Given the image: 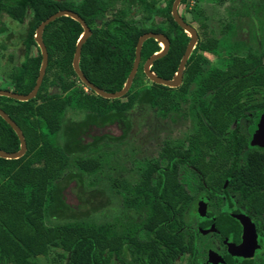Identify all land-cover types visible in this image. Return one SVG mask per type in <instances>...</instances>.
Masks as SVG:
<instances>
[{
	"label": "trees",
	"instance_id": "16d2710c",
	"mask_svg": "<svg viewBox=\"0 0 264 264\" xmlns=\"http://www.w3.org/2000/svg\"><path fill=\"white\" fill-rule=\"evenodd\" d=\"M228 1L232 18L219 37L208 29L206 17L201 23L178 87L153 83L143 72L145 61L161 49L147 39L129 90L120 98L98 96L74 72L75 46L83 33L77 21L63 16L45 26L48 64L36 96L25 102L0 96V109L26 144L20 158H0V264H175L186 255L188 264H195L191 259L200 233L186 214L197 192L183 184L182 168L200 172L198 179L205 172H222L217 179L228 201L235 194L256 214L264 213V152L249 143V131L264 112V0ZM173 2L0 0V16L24 24L22 42L28 44L24 61L11 74L12 92L26 95L35 86L42 61L36 29L61 10L76 13L91 30L79 69L95 87L106 93L122 90L137 41L146 33L169 40L168 52L150 70L173 79L190 41L171 15ZM183 4L188 9V0ZM242 21L255 49L243 35ZM31 46L35 52L28 54ZM218 58L221 67L215 65ZM71 111L80 117L68 118ZM185 118L192 125L185 142L158 139L166 119L176 123ZM113 125L118 136L100 133ZM145 126V140L139 142L137 133ZM169 131L167 126L164 132ZM146 143L158 150L156 156L140 158L136 171L128 169ZM19 149L16 133L0 116V150ZM72 182L79 192L74 208L64 197ZM205 194L214 207L207 215L215 219L197 215L199 227L214 224L222 231L229 215L213 204L216 192ZM102 195L106 203L92 208L89 200ZM87 205L91 208L84 210Z\"/></svg>",
	"mask_w": 264,
	"mask_h": 264
},
{
	"label": "flooded vegetation",
	"instance_id": "af4514ba",
	"mask_svg": "<svg viewBox=\"0 0 264 264\" xmlns=\"http://www.w3.org/2000/svg\"><path fill=\"white\" fill-rule=\"evenodd\" d=\"M184 22H186V20ZM263 115L264 112L258 118L255 127L251 128L249 131L250 144L255 133L258 132V123ZM251 147L259 152H263L262 147ZM196 173L198 174L200 172ZM220 173L222 172H205V177L201 175V178L198 179L194 172H181L183 184L187 188L188 186L193 187L189 190L199 193V195L196 194L197 196L194 200L195 210L192 212L194 217L191 222L197 227V230L202 236L213 237L205 238L204 241L201 239L198 240L195 257L191 259L192 263L211 264L209 263V255L210 253H215L222 261L218 264H264V213L260 215L256 214L253 207H249L246 202L240 201L235 194L229 195V202L226 193H224V190L219 186L220 182L217 177ZM188 178L191 180H186ZM199 182H201L202 185L199 184ZM227 184L228 182L225 181L222 188L226 189ZM205 192H216V194L212 196L213 204L218 203L220 207L217 209L220 210L221 213L225 214V212H227L229 215L224 221L225 225L222 227V231L216 229L214 224H210V226L206 228L199 227V224L202 223L200 218L206 219L207 221L215 219V217L209 218L207 215V212H213L212 210H214V207L210 206V196L205 194ZM205 199L207 200L205 216H200L199 209L201 208V201H205ZM217 200L219 202H217ZM197 215L200 218H197ZM244 223L247 226L244 225ZM210 229H212V231H209ZM246 229L247 231H245ZM253 235H255V240ZM190 262V256L186 255L184 264Z\"/></svg>",
	"mask_w": 264,
	"mask_h": 264
},
{
	"label": "rangeland",
	"instance_id": "374dc122",
	"mask_svg": "<svg viewBox=\"0 0 264 264\" xmlns=\"http://www.w3.org/2000/svg\"><path fill=\"white\" fill-rule=\"evenodd\" d=\"M189 6L188 9L185 8V4L178 7V14L179 16L185 17L186 23L194 29L196 33H201L202 30L200 29L201 23L205 22V17L208 19L209 30H214V35L219 37V33L223 27V24H225L227 21L232 18L230 10H229V1H225L224 3L215 4L211 3L210 1H204V0H188ZM197 4V10L189 11L192 6H195ZM260 13V12H259ZM262 15H264V11L261 12ZM109 17V14L105 17ZM142 18V15H137L134 17L135 20H140ZM242 20H245L246 17L244 14L241 15ZM241 23V29L244 32V37L246 38L247 43L255 49V42L250 40L248 37H246V32L248 31V25H246L245 21H242ZM0 90H6V91H13V85L11 83V74L12 72H15L17 67L19 66L20 62L24 61V57L26 55V46L28 44H25L22 42V39L25 35V25L17 23L15 21H12L6 16H0ZM211 36V34H209ZM4 46V47H3ZM31 48V49H30ZM28 49V54H32L35 52L34 48L31 46ZM33 48V49H32ZM210 58V56H208ZM215 65L218 67H221L223 65V59L218 58L215 60ZM68 118L78 119L80 117V113L78 111H71L67 115ZM165 122V130L167 129V126H170V131L166 134L164 131L161 132L158 139L161 141L164 138L171 139V140H179L181 139L183 142H185V138L188 136V134L191 131V123L188 118H185L180 121H176V123L171 122L170 119H166ZM164 127V126H163ZM147 126L143 127L142 130L138 131V140L139 142H143L145 140L144 132H146ZM107 133L111 134L113 136H118L120 134V130L116 126L107 127L105 129H102L100 133ZM142 133V134H141ZM167 136V137H165ZM86 139L85 141H87ZM151 145V144H150ZM147 143L143 147V151L137 153L136 160L134 163H130V165H127L128 169H132L133 171H136V168H138L139 159L143 157H155L158 150L154 149L153 146L149 147ZM264 152V148H263ZM138 165V166H137ZM127 169V170H128ZM126 170V169H125ZM181 172H190L187 168H182ZM185 175V174H184ZM190 181L191 179H186ZM187 182V181H184ZM193 187L188 186V189H192ZM192 191V190H191ZM76 187H74V182L70 183V185L66 188L64 192L65 202L71 206L76 207L79 194ZM198 195V193H197ZM89 196V195H88ZM95 196V195H94ZM77 197V198H76ZM102 198L99 199L98 197L94 198L93 200H89V203H93V207H99L100 201H103L104 204L106 203L105 197L102 195ZM195 202L192 204L190 211L187 213V218H189L190 221H193V217H191V213L195 210ZM117 206V201L114 202L111 205L110 210L113 211L114 208ZM91 207L89 205L86 206L84 210H89ZM110 211V213H111ZM77 213V212H76ZM112 214V213H111ZM109 217L110 215H106ZM205 238H213L212 236L204 237L200 234L201 240H205ZM185 257H183L180 260H177L175 264H184Z\"/></svg>",
	"mask_w": 264,
	"mask_h": 264
},
{
	"label": "water",
	"instance_id": "95a60500",
	"mask_svg": "<svg viewBox=\"0 0 264 264\" xmlns=\"http://www.w3.org/2000/svg\"><path fill=\"white\" fill-rule=\"evenodd\" d=\"M180 2H181V0H174L173 5H172L171 14H172L174 21L177 23V25L181 29H183L184 32L190 37V41H189V43L185 49V52L181 58L177 72L174 75L173 79L165 80V79L159 78L150 70L153 62L157 59L162 58L168 52L169 40L163 34L146 33V34L142 35L137 41V45H136V49H135V58H134V62L132 65V69L128 75V78H127L125 85L122 88V90L119 92H116V93H106V92L102 91L101 89L95 87L93 84H91L86 79V77L82 74V72L79 69V59H80L81 48H82V45L84 44V42L89 38V36L91 34V30L86 25L84 20L82 18H80L76 13L69 11V10H61V11H58L57 13L51 15L50 17H48L36 29L34 40H35V43L37 44V46L39 47L41 57H42V61H41L40 69H39V74H38L35 86L33 87L32 91L26 95H22V94H17V93L12 92V91L0 90V96L11 98V99L21 101V102L31 100L36 96V94L39 90V87L42 83V80H43V77H44V74L46 71V67L48 64V55L46 52V48L42 42V32H43L46 25H48L50 22L54 21L55 19L63 17V16L70 17L71 19L77 21L83 29V33L80 36V38L77 41L76 46H75V52H74V56H73V60H72V67H73L74 72L76 73V75L80 79L81 83L84 86H86L87 88H89L90 90L94 91L98 96H100L102 98H120L126 94V92L129 90V87L132 83V80H133V78L137 72V69H138V66L140 63V57H141L140 51H141L142 44L147 39H154L155 41H157L159 43L161 49H160V52L152 55L150 58H148L145 61V63L143 64V72L149 78V80L153 83L161 84V85L168 86L171 88L178 87L181 84L182 73H183L185 64H186L194 46H195V44L197 42V38H198L197 33L194 31V29L191 28L186 22H184V20L179 16L177 8H178ZM0 116L13 129V131L16 133V135L19 139V142H20V149L18 152L6 153V152L0 150V158L18 159L21 156H23L25 154V151H26V144H25L23 135H22L21 131L19 130V128L16 126V124L1 109H0ZM251 146H258V147L264 148V115L259 120L258 132L255 133V135L253 136L252 141H251ZM206 204H207L206 199H205V201L204 200L201 201V208L199 209L200 216H205ZM244 225H246V224L244 223ZM244 228H245V226H244ZM209 231H212V229H210ZM245 231H247V229ZM253 236H254V240H255V235H253ZM221 262H222L221 259L215 253H210L209 263L218 264Z\"/></svg>",
	"mask_w": 264,
	"mask_h": 264
}]
</instances>
